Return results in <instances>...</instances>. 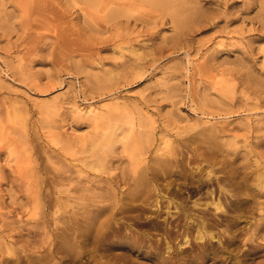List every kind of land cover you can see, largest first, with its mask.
<instances>
[{"label": "rangeland", "instance_id": "rangeland-1", "mask_svg": "<svg viewBox=\"0 0 264 264\" xmlns=\"http://www.w3.org/2000/svg\"><path fill=\"white\" fill-rule=\"evenodd\" d=\"M205 149L232 165L196 164ZM171 153L187 176L203 166L240 182L225 185L238 196L226 213L208 207L213 239L185 234L175 213L164 228L152 210L139 216L149 226L137 251L80 248L86 199L116 209ZM262 171L264 0H0V264H264ZM189 186L173 181L178 201L211 202L215 184ZM249 188L260 200L251 213Z\"/></svg>", "mask_w": 264, "mask_h": 264}, {"label": "bare ground", "instance_id": "bare-ground-1", "mask_svg": "<svg viewBox=\"0 0 264 264\" xmlns=\"http://www.w3.org/2000/svg\"><path fill=\"white\" fill-rule=\"evenodd\" d=\"M120 1V0H119ZM127 1V0H126ZM147 1V0H146ZM150 1V0H149ZM153 1V0H151ZM139 2V1H138ZM185 2V1H184ZM85 3V2H84ZM107 3V2H105ZM142 3V2H141ZM149 3V2H148ZM182 3V2H181ZM112 4V3H111ZM129 5V4H128ZM142 5V4H141ZM180 5V3H179ZM85 6V5H84ZM126 6V5H125ZM109 7V5H108ZM111 7V6H110ZM182 7V6H181ZM102 8V7H101ZM107 8V7H106ZM178 8V7H177ZM175 9V11L177 10ZM180 8V7H179ZM178 8V9H179ZM79 9V8H78ZM105 9V8H104ZM137 9V8H136ZM141 9V8H140ZM91 10V9H89ZM93 10V9H92ZM123 10V9H122ZM134 10V9H133ZM142 10V9H141ZM183 10V9H182ZM120 11V10H119ZM130 11V10H129ZM137 11V10H136ZM145 11V10H144ZM89 12V11H88ZM87 12V14H89ZM133 12V11H132ZM181 12V10H180ZM98 13V12H97ZM107 13V12H106ZM136 13V12H134ZM175 13V12H174ZM100 14V13H99ZM132 14V13H131ZM91 15V14H90ZM120 15V14H119ZM176 15V14H175ZM181 15V14H180ZM94 16V15H93ZM96 16V15H95ZM184 16V15H183ZM147 17V16H146ZM178 17V16H177ZM92 18V17H91ZM124 18V17H123ZM181 18V17H180ZM191 18V17H189ZM95 19V18H94ZM115 19V18H114ZM118 20V19H117ZM131 20V19H130ZM182 20V19H181ZM100 21V20H99ZM98 21V22H99ZM128 21V20H127ZM184 21V20H183ZM94 22V21H93ZM115 22V21H114ZM113 22V23H114ZM181 22V21H179ZM97 23V22H96ZM123 23V22H122ZM178 23V22H177ZM116 24V23H115ZM119 25V24H118ZM96 26V25H95ZM109 26V25H108ZM133 26V25H132ZM181 26V25H180ZM115 27V26H114ZM134 27V26H133ZM132 27V28H133ZM123 29V28H122ZM125 29V28H124ZM15 30V29H14ZM114 30V29H113ZM118 30V29H117ZM128 30V29H127ZM185 30V29H184ZM17 31V30H16ZM106 32V31H105ZM125 32V31H124ZM107 33V32H106ZM113 33V31L111 32ZM109 35V33H108ZM113 35V34H112ZM111 35V37H112ZM119 35V34H118ZM107 37V35H106ZM262 37V36H261ZM109 38V37H108ZM115 38V37H114ZM113 39V38H112ZM103 42V41H102ZM113 42V41H112ZM188 43V42H187ZM105 44V43H104ZM126 45V44H125ZM208 52V51H207ZM137 54V53H135ZM6 59V57H5ZM4 59V60H5ZM143 59V58H142ZM151 59V58H150ZM144 60V59H143ZM77 61V60H76ZM140 63V62H139ZM135 64V63H134ZM140 66H143L138 64ZM75 66V65H74ZM122 70V69H121ZM129 70V69H128ZM10 71V70H9ZM137 72V71H136ZM138 73V72H137ZM188 74V73H187ZM110 75V74H109ZM112 77V76H111ZM189 80V79H188ZM3 82V81H2ZM10 82V81H9ZM4 84V83H3ZM219 85V84H218ZM229 85V84H228ZM7 86V85H5ZM9 87V86H8ZM14 90V89H13ZM16 92V91H15ZM13 94V93H12ZM28 96V95H27ZM26 96V97H27ZM34 103V102H33ZM55 103V102H54ZM132 104V103H131ZM24 107V106H23ZM22 107V108H23ZM32 107V106H31ZM26 108V107H24ZM60 109V108H59ZM17 113V110H15ZM41 112V111H40ZM28 113V112H27ZM14 113L12 114V116ZM26 115V114H24ZM98 114H95V116ZM29 116V115H26ZM42 116V115H41ZM101 116V115H100ZM23 117V116H22ZM24 118V117H23ZM28 117H26L27 119ZM4 120V119H3ZM26 122V120H25ZM26 124V123H25ZM43 124V123H42ZM27 125V124H26ZM25 125V126H26ZM45 125V124H44ZM26 129V128H25ZM206 131V130H205ZM209 133V132H208ZM217 134V133H216ZM102 136V135H101ZM198 136V135H197ZM196 137V136H195ZM200 137V136H199ZM28 139V138H27ZM99 139V138H98ZM117 141V140H116ZM216 142V141H214ZM191 143V142H190ZM211 143V142H210ZM195 144V142H193ZM94 145H96L94 143ZM192 145V143H191ZM196 145V144H195ZM219 144L215 145L217 149ZM194 146V145H193ZM211 146L212 143H211ZM214 146V147H215ZM203 147V146H202ZM38 148V147H37ZM157 150V148H156ZM222 153V150H218ZM218 151L212 150H197L195 152V158H197V163L200 165L202 162H206L208 166H216V164H221L223 166V170H226L231 163L227 162L224 157L219 156L220 153ZM6 152V151H5ZM146 153V152H145ZM157 154V153H156ZM176 155V153H175ZM172 153L170 157L167 155L165 159H158L154 163L152 167L146 168L145 171L137 177L131 180V185L129 186L130 190L125 194L124 197L120 201L119 207L116 209L112 204H100L102 201L100 200L101 196L97 194H93L89 196L86 200L89 201L86 205V215L84 220L81 219V224L79 225V230L75 233L74 238L78 242V245L83 246L86 245L88 242H95L99 243V246L107 245L111 246L113 249H122L123 246H127L128 250H138L141 247V243L143 242V237L141 231L148 228L149 222H143L139 219V216L143 214L145 211H154V217L157 219L158 215L164 212L166 215L163 218L164 220V228L170 223L168 217H174L178 215L179 217L185 219L183 223L184 226V233L188 234L190 231L189 229L195 230L197 235L196 239L203 240L206 238H212L213 234L208 230V228L212 227L214 221H208V214L210 205L213 206L216 212L218 213H226L225 204H227V200L230 198L238 199L236 193H231L228 189L225 188L227 181L239 184V180L236 181L234 177L230 180H227L222 175H213L210 171L204 173L202 171L201 166H196L194 171H190V175L187 176L186 167H188L187 161H183V159L178 160L177 157ZM225 156V155H224ZM192 157H194L192 155ZM181 158V157H180ZM230 158V157H229ZM232 158V157H231ZM227 159V156H226ZM189 160V159H188ZM194 160V159H193ZM191 161V160H189ZM229 161V160H228ZM146 162V161H145ZM232 162V161H231ZM43 164V163H42ZM234 164V163H233ZM256 164V163H255ZM3 165V164H2ZM195 165V164H194ZM193 165V166H194ZM226 165V167H225ZM13 166V165H12ZM191 166V165H190ZM192 166V167H193ZM218 166V165H217ZM246 166V165H245ZM6 167V165H5ZM191 167V168H192ZM259 167V166H258ZM211 168V167H210ZM222 169V167L220 168ZM219 169V170H220ZM208 170V168H207ZM49 171V170H48ZM188 171V169H187ZM218 171V170H217ZM222 171V170H221ZM220 171V173H221ZM246 171V170H245ZM201 172L206 174L204 177L201 175ZM264 172V171H262ZM174 176V179L169 178V175ZM223 173V172H222ZM221 173V174H222ZM226 173V171H225ZM203 174V175H204ZM9 175V174H8ZM2 176V175H1ZM0 176V177H1ZM40 176V175H39ZM52 176V175H51ZM121 176V175H120ZM172 176V177H173ZM10 177V176H9ZM249 177L248 173H244L241 177V182L244 183L245 187H249L247 178ZM264 177V175H262ZM41 178V177H40ZM122 178V177H121ZM37 179V178H36ZM1 180V179H0ZM11 180V179H10ZM113 180V179H112ZM119 180V179H118ZM249 180V179H248ZM174 182H182V184H186L191 186L192 194L199 193V190L205 187H212L214 184V188L209 190V195L211 198V202L206 203V205H202V208L199 203L193 201L192 208L187 207L183 204L181 198L179 197L182 194V191L178 188H171V185ZM10 182V181H9ZM52 182V181H51ZM119 182V181H118ZM125 182V179H124ZM11 183V182H10ZM54 183V182H53ZM94 183V182H93ZM110 183V182H109ZM108 185V184H107ZM189 186V188H190ZM215 187L218 189L215 191ZM240 187V186H239ZM258 187V186H257ZM262 188V186H261ZM42 189V188H41ZM110 189V188H109ZM190 189V190H191ZM236 189V188H235ZM250 189V192L246 194L245 203L249 205V213L253 212L255 205L257 204L255 197L259 194L254 190ZM89 190V189H88ZM108 190V189H107ZM233 190V189H232ZM21 191V190H20ZM243 191V190H242ZM188 190V193H190ZM217 192V193H216ZM244 193V192H243ZM21 194V193H20ZM229 196V197H228ZM45 197V196H44ZM228 197V199H227ZM86 198V197H85ZM178 198H180L178 201ZM185 198H188L185 197ZM48 200V199H47ZM116 201V202H118ZM206 201V200H205ZM230 201H232L230 199ZM229 201V202H230ZM3 202V201H2ZM238 202V201H236ZM153 203V207L151 204ZM192 203V202H191ZM232 203V202H230ZM242 203V202H241ZM244 203V202H243ZM50 204V203H49ZM115 204V203H114ZM205 204V203H204ZM229 204V203H228ZM13 205V204H12ZM16 205V204H15ZM18 206V205H16ZM204 206V207H203ZM257 207V206H256ZM212 210V209H211ZM1 211V210H0ZM8 212V211H7ZM260 212V211H259ZM11 213V212H10ZM243 213V212H242ZM91 214V215H89ZM253 214V213H252ZM211 213L209 214V216ZM243 215V214H242ZM248 215V214H247ZM5 215L1 214V218ZM80 216V215H79ZM135 217V223H128L125 218L126 217ZM218 216V215H217ZM241 216V215H240ZM251 216V215H249ZM254 216V215H253ZM6 218V216H5ZM212 218V217H211ZM7 219V218H6ZM9 219V218H8ZM74 219V217H73ZM239 219V218H238ZM12 220V219H11ZM18 220V219H17ZM72 220V219H70ZM3 221V220H2ZM1 221L3 227L7 228V223L4 224ZM19 221V220H18ZM17 221V222H18ZM240 221V220H238ZM20 222V221H19ZM61 223V222H60ZM80 223V222H78ZM212 223V224H211ZM215 223V222H214ZM9 224V223H8ZM65 224V222H64ZM10 225V224H9ZM75 225V224H74ZM135 225V226H134ZM151 225V224H150ZM255 225V224H254ZM11 226V225H10ZM15 226V225H14ZM71 226V225H69ZM233 226H237V221ZM2 227V228H3ZM255 227H257L255 225ZM213 228V227H212ZM264 228V227H262ZM258 229V228H257ZM256 229V230H257ZM3 230V229H2ZM260 230V229H259ZM1 231V230H0ZM10 231V230H9ZM8 231H6L7 233ZM13 237V236H11ZM9 238V237H8ZM213 239V238H212ZM10 240V239H9ZM69 242L63 241L62 247L70 248ZM80 246V248H81ZM138 246H140L138 248ZM7 247V246H6ZM73 248V247H71ZM2 250V249H1ZM72 250V249H71Z\"/></svg>", "mask_w": 264, "mask_h": 264}]
</instances>
